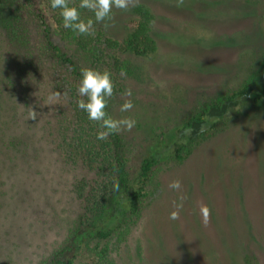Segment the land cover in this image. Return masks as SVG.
<instances>
[{
  "label": "rangeland",
  "instance_id": "rangeland-1",
  "mask_svg": "<svg viewBox=\"0 0 264 264\" xmlns=\"http://www.w3.org/2000/svg\"><path fill=\"white\" fill-rule=\"evenodd\" d=\"M139 2L155 14L158 49L151 57L128 58L132 70L110 100L114 118L136 121L131 131L120 132L131 172L151 139L141 137L148 126L149 136L155 123L173 129L205 102L234 92L251 79L264 54V0H133L128 10L114 9L110 27L116 37L125 34L124 22ZM129 88L130 97L124 95ZM125 100L134 107L121 113ZM221 126L228 130L181 166L155 169L148 206L113 253L114 264H243L245 258L246 264H264V105L248 101ZM43 165L48 170L32 177L27 157L0 166V264H40L78 224L72 175L60 163ZM175 180L179 190L169 188ZM29 185L49 196L27 214ZM181 196L183 209L173 221L169 216ZM205 205L211 210L207 225L200 214ZM94 258L85 248L76 264Z\"/></svg>",
  "mask_w": 264,
  "mask_h": 264
},
{
  "label": "trees",
  "instance_id": "trees-1",
  "mask_svg": "<svg viewBox=\"0 0 264 264\" xmlns=\"http://www.w3.org/2000/svg\"><path fill=\"white\" fill-rule=\"evenodd\" d=\"M79 2L70 0V6L78 7ZM80 12L83 19L94 20L89 10ZM154 23L152 8L139 2L124 22L121 38L111 31L110 20L94 22L92 35H78L63 28L59 9L53 10L50 0H0V166L27 157V176L32 177L48 170L45 162L60 163L72 175L70 192L80 204L77 226L40 264H76L85 248L94 254L92 264H114L113 253L128 240L148 206L155 169L184 164L199 147L225 133L228 129L221 123L248 101L264 105L263 54L251 79L234 92L205 102L173 129L155 123L149 136L147 125L141 137L151 139L131 172L121 133L96 139L102 129L78 109L77 88L81 69L94 68L111 72L114 94L121 90L132 70L128 58L157 52ZM57 38L83 58L68 53ZM110 103L107 111L113 117ZM33 111L36 119L30 118ZM47 196L27 186V214ZM92 243L96 246L90 247Z\"/></svg>",
  "mask_w": 264,
  "mask_h": 264
},
{
  "label": "clouds",
  "instance_id": "clouds-1",
  "mask_svg": "<svg viewBox=\"0 0 264 264\" xmlns=\"http://www.w3.org/2000/svg\"><path fill=\"white\" fill-rule=\"evenodd\" d=\"M133 0H80L79 6H70V0H50V6L53 10L59 9V16L62 18V26L70 29L78 35L94 34V22L101 23L112 19L113 9L128 10ZM81 9H87L94 14L92 18L83 19ZM107 27V25H105ZM123 75V73H121ZM78 109L86 113L89 121L96 122L102 129L96 135L97 140H107L109 136L119 134L121 131H131L136 121L131 118H113L107 111L110 99L114 95V81L112 73L104 70L100 71L94 68L81 69V80L77 88ZM60 93H56L59 95ZM132 90L129 88L124 92L125 96H132ZM86 98V99H85ZM134 107L131 100H125L120 106V112H129ZM36 119L35 111L30 117ZM114 188L119 189L118 182L114 183ZM172 190H179L181 183L175 180L169 184ZM186 197H180V203L176 204V211L170 213L169 219L175 221L179 219L180 210L183 209V201ZM200 214L203 223L207 225L210 220L211 210L205 205L200 208Z\"/></svg>",
  "mask_w": 264,
  "mask_h": 264
}]
</instances>
